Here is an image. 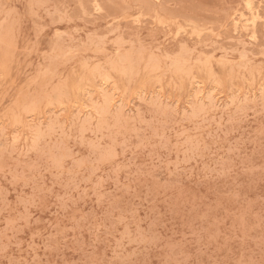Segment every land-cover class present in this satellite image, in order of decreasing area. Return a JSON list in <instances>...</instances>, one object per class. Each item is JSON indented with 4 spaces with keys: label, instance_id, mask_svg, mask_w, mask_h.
Masks as SVG:
<instances>
[{
    "label": "rangeland",
    "instance_id": "obj_1",
    "mask_svg": "<svg viewBox=\"0 0 264 264\" xmlns=\"http://www.w3.org/2000/svg\"><path fill=\"white\" fill-rule=\"evenodd\" d=\"M101 1L0 0V264H264V0Z\"/></svg>",
    "mask_w": 264,
    "mask_h": 264
},
{
    "label": "bare ground",
    "instance_id": "obj_2",
    "mask_svg": "<svg viewBox=\"0 0 264 264\" xmlns=\"http://www.w3.org/2000/svg\"><path fill=\"white\" fill-rule=\"evenodd\" d=\"M9 1H10V0H9ZM94 1H95V0H94ZM100 1H101V0H100ZM247 1H248V0H246V2H247ZM166 2L171 3L172 0H171V2H170L169 0L166 1ZM176 2H179V1L177 0ZM246 2H244V4L247 5ZM80 3H81V2H80ZM101 3L103 4L104 2L101 1ZM101 3H99V5H100ZM179 3H180V2H179ZM260 3H261V2H260ZM104 4L106 5L107 2L104 3ZM104 4H103V5H104ZM122 4H123L122 6H125L124 3H122ZM177 4H178V3H177ZM177 4H176V5H177ZM262 4H264V3H262ZM95 5H96V4H95ZM105 5H104V6H105ZM118 5H121V4L118 3ZM180 5H181V4H180ZM180 5H178V6L180 7ZM248 5H249V4H248ZM248 5H247V6H248ZM257 5H258V4H256V3L254 2L253 6H256V7H257ZM1 6H2V5H1ZM100 6H101V5H100ZM107 6H108V5H106V7H104V8L107 9ZM174 6H175V3H174ZM218 6H219V5H218ZM101 7H102V6H101ZM120 7H121V6H120ZM125 7H128V5L125 6ZM125 7H124V8H125ZM164 7H166V6H164ZM175 7H176V6H175ZM175 7H173V8H175ZM261 7H262V6H261ZM128 8H129V7H128ZM167 8H168V7H167ZM173 8H172V10H175V9H173ZM253 8H254V7H253ZM258 8H259V7H258ZM129 9H130V8H129ZM146 9H147V8H146ZM146 9H145V10H146ZM148 9H149V8H148ZM168 9H170V8H168ZM249 9H250V7H249ZM260 9H261V8H260ZM83 10H84V9H83ZM162 10H163V9H162ZM186 10H187V9H186ZM84 11H86V10H84ZM146 11H148V10H146ZM151 11H152V9H150V13H151ZM177 11H179V10H177ZM188 11H190V12H189V15H190V13H191V14H194V13H192L191 10H188ZM193 11H194V10H193ZM248 11L250 12V11H253V10L251 9V10H248ZM143 12H144V11H143ZM153 12H154V11H152V13H153ZM159 12H162V11L159 10ZM179 12H180V11H179ZM241 12H242V11H241ZM257 12H261V11L258 10ZM140 13H141V12H140ZM140 13H139V16L141 15ZM146 13H147V12H146ZM148 13H149V12H148ZM164 13H166V11L163 12V14H164ZM181 13L183 14V12H181ZM247 13H248V12H247ZM262 13H263V12H262ZM241 14H242V13H241ZM259 14H260V13H259ZM148 15H150V14H147V16H148ZM151 15H152V14H151ZM151 15H150L149 17H153V16H151ZM196 15H198V13H196L195 16H196ZM212 15H213V14H212ZM212 15H211V16H212ZM242 15H244V14H242ZM248 15H249V14H248ZM260 15H261V14H260ZM141 16H142V15H141ZM141 16H140V17H141ZM145 16H146V15H145ZM174 16H175V15H174ZM182 16H183V15H182ZM213 16H214V15H213ZM239 16H240V15H239ZM171 17H173V16H171ZM185 17H187V16L185 15ZM185 17H183L182 19H184ZM188 17H190V16H188ZM214 17H215V16H214ZM243 17L245 18V16H243ZM243 17H242V18H243ZM250 17H251V15H250ZM261 17L263 18L262 15H261ZM59 18H60V17H59ZM174 18H175V17H174ZM177 18H178V17H177ZM179 18H180V17H179ZM193 18H194V17H193ZM193 18H192V19H193ZM198 18H199V17H198ZM202 18H204V17H202ZM240 18H241V17H240ZM242 18H241V19H242ZM251 18H252V17H251ZM141 19H143V18H140V21H141ZM194 19H195V18H194ZM205 19H206V18H205ZM207 19H208V18H207ZM207 19H206V20H207ZM219 19H220V18H219ZM234 19L237 20V18H234ZM238 19H239V17H238ZM246 19H247V18H245V20H246ZM252 19H253V18H252ZM252 19H247V20H249V21L251 20V22H252V21H254L255 19H256V21H257L258 18H254V20H252ZM1 20H2V19H1ZM209 20H210V19H209ZM211 20L213 21V19H211ZM211 20H210V21H211ZM259 20H260V19H259ZM149 21H151V20H149ZM191 21H192V20H191ZM193 21H195V20H193ZM239 21H240V19H239ZM0 22H2V21H0ZM200 22H201V20L199 19V22H198V23H200ZM235 22H236V21H235ZM235 22H233V23H235ZM240 22H242V21H240ZM195 23H196V22H195ZM201 23H202V22H201ZM203 23H204V22H203ZM205 23H206V22H205ZM205 23H204V24H205ZM242 23H243V22H242ZM245 23H248V22L245 21ZM249 23H250V22H249ZM252 23H253V22H252ZM254 23H255V22H254ZM157 24H158V23H157ZM206 24H208V23H206ZM236 24H237V22H236ZM256 24H258V23H256ZM259 24H260V23H259ZM201 25H203V24H201ZM210 25H211V24H210ZM226 25H228V24H226ZM238 26H239V25H238ZM253 26H254V25H253ZM260 26L263 27L262 24H260ZM206 27H207V25H206ZM231 27H232V26H231ZM233 27H234V26H233ZM262 27H261V28H262ZM241 28H242V27H241ZM241 28H238V29H240V31L242 32V29H241ZM255 28L257 29V26H256V25H255ZM256 29H255V32L258 31V30L256 31ZM207 30H208V29H207ZM176 31H180V30H176ZM232 31H233V29H232ZM240 31H238V33H239ZM205 32H207V31H205ZM244 32H246V31L244 30ZM250 32H252V31H250ZM177 33H178V32H177ZM262 33H263V32H262ZM262 33H261V34H262ZM183 34H184V33H183ZM198 34H199V33H198ZM198 34H197V33H194V34H192V35H197L196 37L198 38V36H199ZM201 34H203V33H201ZM201 34H200V35H201ZM239 34H240V33H239ZM242 34L244 35V33H242ZM242 34H241V35H242ZM255 34H258V33H255ZM203 35H204V34H203ZM203 35H202V36H203ZM241 35H240V37H241ZM243 35H242V38L244 37ZM253 35H254V34H253ZM258 35H259V34H258ZM263 35H264V34H263ZM176 36H177V34H176ZM176 36H175V37H176ZM235 36H236V35H235ZM237 36H238V35H237ZM256 36H257V35H256ZM181 37H182V35H181ZM204 37H205V36H204ZM240 37H239V38H240ZM187 38H188V37H187ZM235 38H236V37H235ZM242 38H241V39H242ZM259 38H260V36L257 37L258 40H259ZM178 39H179V38H178ZM199 39H200V38H199ZM199 39H198V40H199ZM233 39H234V38H233ZM236 39H238V38H236ZM260 39H261V41H262V40H263V36H262V38H260ZM196 40H197V39H196ZM201 40H202V38H201ZM207 40H208V39L206 38V40L204 39V40H202V41H204V43H206ZM225 40H226V39H225ZM238 40H239V39H238ZM258 40H257L256 42H259ZM202 41H201V44H203ZM174 42H175V40H174ZM197 42H199V41H197ZM208 42H209V41H208ZM220 42H222V41H220ZM237 42L239 43V41H237ZM262 42H263V41H262ZM262 42H261V44H260V43H259V44H260V45H264V43L262 44ZM180 43H182V42H180ZM199 43H200V42H199ZM199 43H198V44H199ZM216 43H217V42H216ZM225 43H226V45L228 44L227 42H225ZM240 43H241V45H242V41H240ZM214 44H215V43H214ZM218 44H219V43H218ZM220 44H221V43H220ZM259 44H258V45H259ZM212 45H213V44H212ZM230 45H231V44H230ZM230 45H228V46H230ZM241 45H240V46H241ZM256 45H257V44H256ZM170 46H171V45H170ZM178 46H180V45H178ZM182 46H184L185 49H188V48H186V46H185L184 44H182ZM182 46H180V48H182ZM222 46H224V45H222ZM222 46H221V47H222ZM243 46L245 47L244 44H243ZM243 46H242V47H243ZM253 46H254V45H253ZM168 47H169V45H168ZM215 47L217 48V46H215ZM230 47H231V46H230ZM236 47H237V46H236ZM257 47H259V46H257ZM184 48H182V49H184ZM226 48H227V47H226ZM263 48H264V46H263ZM169 49H171V48H169ZM202 49H204V48H202ZM224 49H225V48H224ZM224 49L221 50V51H224ZM261 49H262V48H261ZM215 50H219V48H218V49H215ZM228 50H229V49H227V51H228ZM233 50H236V49H233ZM233 50H231L230 52H234ZM242 50H243V49H242ZM246 50H247V49H246ZM178 51H179V50H178ZM183 51H184L185 54H186L187 51H186V50H183ZM188 51H189V50H188ZM221 51H220V52H221ZM250 51H253V50L251 49ZM250 51H249V52H250ZM261 51H262V50H261ZM176 52H177V51H175V54H176ZM212 52H213V51H212ZM244 52H247V53H248V51H244ZM262 52H263V51H262ZM164 53H165V52H164ZM179 53H180V52H179ZM179 53L177 52V55H178ZM182 53H183V52H182ZM187 53H188V52H187ZM203 53H204V52H203ZM254 53H255V52H254ZM165 54H166V53H165ZM168 54H169V53H168ZM180 54H181V53H180ZM190 54H191V53H190ZM224 54H225V53H224ZM261 54L263 55L264 53H261ZM173 55H174V54H173ZM177 55H174V56H172V57H175V56H177ZM181 55H182V54H181ZM183 55H184V53H183ZM186 55H187V54H186ZM204 55H205V54H204ZM208 55H210V53H208ZM243 55H244V54H243ZM251 55H253V54H251ZM169 56H170V55H169ZM184 56H185V55H184ZM196 56H197V55H196ZM196 56H195V57H196ZM255 56H258V55H255ZM259 56H261V55L259 54ZM179 57H181V56H179ZM197 57H199V56H197ZM262 57H264V55H263ZM159 58H161V57H159ZM182 58H183V57H182ZM189 58H190V57H189ZM219 58H220V57H219ZM184 59L186 60V58H184ZM224 59H225V58H224ZM224 59H223V60H224ZM179 60L181 61V59H179ZM193 60H194V59H193ZM226 60H227V59H226ZM182 61H183V60H182ZM194 61H198V62H199L198 59H197V60L195 59ZM169 64H170V63H169ZM190 66H192V65H190ZM220 66H222V65H220ZM188 67H189V66H188ZM192 67H194V65H193ZM185 68H187V67H185ZM192 69L194 70V68H192ZM95 70H96V69H95ZM121 70H122V68H121ZM228 70H229V69H228ZM228 70H227V71H228ZM258 70H259V69H258ZM256 71H257V70H256ZM95 72H96V71H95ZM95 72H93V73H94L93 75H98V74H97L98 72H97V73H95ZM90 73H91V72H90ZM122 73H123V71H122ZM189 73H190V72H189ZM251 74H252V73H251ZM124 75H125V74H124ZM127 75H128V74H127ZM189 75H191V77H192V76H195V75H192V72H191ZM125 76H126V75H125ZM125 76H123V77H125ZM162 76H163V75H162ZM186 76H187V75H186ZM251 76H252V75H251ZM80 77H81V76H80ZM80 77H79V78H80ZM92 77H93V76H92ZM128 77H130V76H128ZM128 77H126V78H124V79H128ZM85 78H86V77H85ZM130 78H132V76H131ZM184 78L188 79L187 77H184ZM248 78H249V77H248ZM92 79L95 80L94 77H93ZM96 79H97V78H96ZM132 79H133V78H132ZM191 79L194 81V78H193V77H192ZM196 79H197V78H196ZM227 79H229V78H227ZM212 80H213V79H211V81H212ZM246 80H247V79H246ZM246 80H244L243 83H245ZM112 81H113V80H112ZM112 81H111V82H112ZM125 81H127V80H125ZM130 81H131V79H128V82H130ZM188 81H190V80H188ZM208 81H209V80H208ZM241 81H243V80H241ZM249 81H250V80H249ZM249 81H248V82H249ZM99 82H101V81H99ZM108 82H109V81H108ZM128 82H126V84L130 85ZM134 82H135V81H134ZM196 82H197V81H196ZM213 82H214V81H213ZM226 82H227V81H226ZM95 83H96V82H95ZM95 83H94V84H95ZM114 83H115V82H114ZM155 83L157 84L158 82L155 81ZM191 83H192V82H191ZM191 83H189V84L191 85ZM208 83H209V82H208ZM214 83H215V82H214ZM249 83H250V82H249ZM251 83L253 84L252 80H251ZM251 83H250V84H251ZM84 84H85V83H84ZM98 84H100V83H98ZM98 84H97V85H98ZM104 84H105V82H104ZM194 84H195V83H194ZM215 84H216V83H215ZM231 84H232V83H231ZM246 84H247V83H246ZM128 85H127V87H128ZM143 85H144V84H143ZM143 85H142V86H143ZM157 85L159 86V84H157ZM244 85H245V84H244ZM244 85H243V86H244ZM262 85H263V84H262ZM209 86H210V85H209ZM212 86H213V85H212ZM216 86H218V85H216ZM216 86H215V87H216ZM226 86L228 87L227 84H226ZM232 86H233V84H232ZM232 86H230V89H231ZM252 86H253V85H252ZM87 87H88V86H87ZM94 87H96V85H94ZM144 87H145V86H144ZM153 87H154V86H153ZM155 87L157 88L156 85H155ZM233 87H234V86H233ZM260 87H261V86H260ZM97 88H98V87H97ZM100 88H101V87H100ZM107 88H109V87H107ZM107 88H106V89H107ZM125 88H126V87H125ZM129 88H130V87H129ZM165 88H166V87H165ZM190 88H192V87H190ZM208 88H209V87H208ZM234 88L237 89L236 87H234ZM247 88H248V87H247ZM84 89H85V87H84ZM84 89H83V90H84ZM89 89H90V88H89ZM126 89H128V88H126ZM133 89H134V88H133ZM188 89H189V88H188ZM200 89H202V88H200ZM216 89H217V88H216ZM244 89H246V88H244ZM99 90L102 91V89H99ZM113 90H114V89H113ZM141 90H143V87H142ZM144 90H145V89H144ZM154 90H156V89H154ZM160 90H161V89H160ZM192 90H193V89H192ZM212 90H213V88H212ZM218 90H221V87H219ZM228 90H229V87L227 88V92H228ZM249 90H250V89H249ZM253 90H254V89H253ZM86 91H87V90H86ZM86 91H85V92H86ZM88 91H89V90H88ZM116 91H117V90H116ZM138 91H139V90H138ZM166 91H167V90H166ZM181 91H182V90H181ZM188 91H189V90H188ZM194 91H196V90H194ZM205 91H206V90H205ZM261 91H262V90H261ZM111 92H112V91H111ZM154 92H155V91H154ZM206 92H207V91H206ZM209 92H210V91H209ZM212 92H213V91H212ZM215 92H216V91H215ZM218 92H219V91H218ZM102 93H103V92H102ZM115 93H116V92H115ZM136 93H137V92H136ZM155 93H157V92H155ZM180 93H181V92H180ZM188 93H191V92H188ZM194 93H196V92H194ZM194 93H192V94H194ZM103 94H104V93H103ZM105 94H107V93H105ZM109 94H110V93H109ZM117 94H118V93H117ZM213 94H214V92H213ZM226 94H228V93H226ZM261 94H262V93H261ZM85 95H87V94H85ZM198 95H199V94H198ZM210 95H211V93H210ZM217 95H218V94H217ZM220 95H221V94H220ZM78 96H79V95H78ZM100 96H101V94H100ZM102 96H103V95H102ZM102 96H101V97H102ZM107 96H108V94H107ZM127 96H128V95H127ZM127 96H126V97H127ZM137 96H138V95H137ZM181 96L183 97V93L181 94ZM187 96H189V95H187ZM206 96H207V95H206ZM218 96H219V95H218ZM156 97H157V96H156ZM211 97H212V96H211ZM255 97H256V96H255ZM115 98H116V97H115ZM127 98H128V97H127ZM139 98H140V97H138V99H139ZM180 98H181V97H180ZM189 98H190V97H189ZM206 98H207V97H205V100H206ZM208 98H210V97H208ZM208 98H207V101H209ZM258 98H260V97L258 96ZM258 98H257V99H258ZM94 99H95V98H94ZM138 99H137V100H136V99H133V100L138 101ZM214 99H215V98H214ZM110 100H113V99L110 98ZM153 100H154V99H153ZM189 100H190V99H189ZM211 100H212V99H211ZM236 100H237V99H236ZM80 101H81V100H80ZM93 101H95V100H93ZM93 101H92V102H93ZM96 101H97V100H96ZM212 101H213V100H212ZM214 101H215V100H214ZM214 101H213V102H214ZM188 102H189V101H188ZM199 102H200V101H199ZM201 102H202V101H201ZM260 102H262V101H260ZM145 103H146V102H145ZM185 103H186V102H185ZM206 103L208 104V102H206ZM139 104H140V103H139ZM142 104H143V103H142ZM146 105H148V104H146ZM208 105L210 106V103H209ZM76 106H77V105H76ZM93 106H95V103L93 104ZM93 106H92V107H93ZM191 106H192V105H191ZM199 106H200V104H199ZM201 106H202V110H203V104H202ZM201 106H200V107H201ZM144 107H146V106H144ZM193 107H194V106H193ZM212 107H213V105H212ZM212 107H211V110H212ZM146 108H147V107H146ZM191 108H192V107H190V109H191ZM196 108H198V107H196ZM99 109H100V108H99ZM147 109H148V108H147ZM150 109H151V108H150ZM150 109H148L147 111H149ZM192 109H193V108H192ZM192 109H191V111H192ZM198 109H199V108H198ZM200 109H201V108H200ZM93 110H94V109H93ZM194 110L197 111L196 109H194ZM204 110H205V109H204ZM206 110H207V109H206ZM206 110H205V111H206ZM145 111H146V110H145ZM78 112H80V111H78ZM206 112H207V111H206ZM197 113H201V112L197 111ZM197 113H196V115H198ZM201 114H202V113H201Z\"/></svg>",
    "mask_w": 264,
    "mask_h": 264
}]
</instances>
